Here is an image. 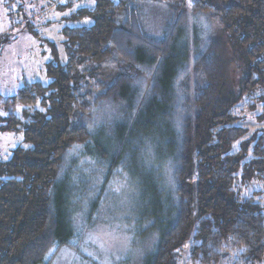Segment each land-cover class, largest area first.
Here are the masks:
<instances>
[{"label":"trees","instance_id":"trees-1","mask_svg":"<svg viewBox=\"0 0 264 264\" xmlns=\"http://www.w3.org/2000/svg\"><path fill=\"white\" fill-rule=\"evenodd\" d=\"M158 1L94 0L74 16L91 25L62 30L66 60L52 53L45 65L51 82H25L14 96L0 95L7 114L0 115V131L21 133L26 146L0 161V264H49L51 251L71 248L74 162L61 169L78 145L108 158L109 169L149 148L156 169L171 170L168 191L158 173L148 172L139 218L156 240L135 264H178L187 242L189 264H264V204L233 188L238 178L264 185V141L246 162L244 148L231 151L245 134L236 113L264 106V0H218L219 9L193 0L190 11L173 0L157 37L143 30L137 4ZM189 15H206L224 30L243 66L237 92L224 83V44L199 50L198 35H186ZM108 61L116 73L103 81ZM143 72L149 80L141 98ZM188 73L195 79L192 109L178 97V81ZM18 106L25 107L21 117L12 114ZM99 106L114 109L115 118L93 134L88 124ZM91 204L85 224L97 205Z\"/></svg>","mask_w":264,"mask_h":264},{"label":"rangeland","instance_id":"rangeland-1","mask_svg":"<svg viewBox=\"0 0 264 264\" xmlns=\"http://www.w3.org/2000/svg\"><path fill=\"white\" fill-rule=\"evenodd\" d=\"M172 1L137 4L139 20L147 34L157 37L161 35L169 14L167 5ZM181 1L179 0L180 3ZM183 2L190 11L193 0ZM208 2L214 8L223 7L221 1ZM93 6L94 0H0V95L3 98L14 96L25 82L49 84L51 81L46 76L45 65L54 59L52 53H55L61 64L66 60L62 46V30L91 25L90 19H77L74 16L78 10L91 9ZM223 32L224 30L216 27L206 15H198L195 18L188 16L186 35H198L199 50L203 49L204 52L210 43L218 46V49L224 44L220 55L224 83L227 91L235 93L243 78V66L233 55V46L227 42ZM115 69L114 62L104 63L99 79L109 80L110 75L116 73ZM145 73L143 75L146 82L140 83L141 98H144L149 80ZM184 77H181L177 84L178 97L188 102L189 109H192V84L195 79L192 73ZM257 95L259 94L256 93ZM257 106L254 112L247 110L236 113L235 124L243 129L245 134L236 140L231 151L234 153L244 148L248 153L245 162L249 160L251 151L259 139L264 141V106L261 103ZM23 108L25 107H16L12 114L21 117ZM92 112L88 125L93 134L101 125L111 126V120L115 118V111L111 107L99 106ZM0 115L7 116L2 106ZM179 117L183 118L181 114ZM17 147H26L21 133L0 131V161L9 159L12 150ZM88 147L93 148L91 144ZM148 149L141 150L138 157L135 154L133 160L124 159L113 169H109L108 158L99 156L94 149L89 153L85 152L84 145H78L69 152L61 171L67 168L69 161L74 162L71 180L76 186L75 193L78 198L74 197L73 200L76 209L72 213V219L73 228L77 233L76 238L69 244L71 248L62 247L57 252L49 253L46 258L49 264H118L125 260L135 264L144 253L151 250L156 240L155 235L146 233L147 231L144 233L147 224H142L139 218L146 207L142 200L143 191L148 192L146 187L148 177H151L148 172L151 171L163 178L168 191L167 187L171 186V170L165 164L159 167L158 171L154 156ZM233 188L241 197H253L260 204H264V185L258 180L243 181L238 178ZM93 201L97 204L96 208L90 212V221L85 224ZM184 246L178 264H189L190 242Z\"/></svg>","mask_w":264,"mask_h":264}]
</instances>
